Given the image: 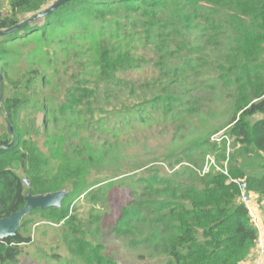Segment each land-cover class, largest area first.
I'll use <instances>...</instances> for the list:
<instances>
[{
    "label": "trees",
    "instance_id": "16d2710c",
    "mask_svg": "<svg viewBox=\"0 0 264 264\" xmlns=\"http://www.w3.org/2000/svg\"><path fill=\"white\" fill-rule=\"evenodd\" d=\"M56 1L11 0L0 13V31L27 22L0 37V218L22 209L28 194L68 196L1 240L0 264H26L42 224L64 228L70 254L45 251L47 263L118 264L93 231H101L97 207L116 187L132 197L112 228L129 248L163 264H245L259 233L236 181L264 201V0H68L29 21ZM50 88L55 110L43 93ZM219 95L235 108L227 129L187 141ZM6 114L17 137L9 149ZM148 132L177 145L143 154ZM228 139L234 182L198 174L207 155L226 160ZM79 201L92 206L88 222Z\"/></svg>",
    "mask_w": 264,
    "mask_h": 264
},
{
    "label": "rangeland",
    "instance_id": "374dc122",
    "mask_svg": "<svg viewBox=\"0 0 264 264\" xmlns=\"http://www.w3.org/2000/svg\"><path fill=\"white\" fill-rule=\"evenodd\" d=\"M11 0H0V13L5 14L9 12ZM153 72L147 69L145 72L140 73V88L146 85L151 79ZM50 101L51 109L55 110L58 106V96L54 93L53 89H46L43 92ZM141 94V92H140ZM217 103L212 105L210 109L208 108L198 119V127L194 129H188L186 131V140H192L199 136L207 135L212 137L215 133L225 131L227 125L234 115V104L233 101L226 98L225 96L219 95L217 97ZM6 121L3 120L2 131L5 133ZM140 146V152L147 154L149 156H156L157 154H164L177 145V142L172 140L170 135H159L155 136L154 133L148 132L147 136ZM230 143L227 147L230 149L229 154L226 152V158L231 161L232 152V142L228 139ZM227 148V149H228ZM46 152V149L43 148ZM219 163V162H218ZM221 165V163H219ZM205 165V162H204ZM203 167L197 168L202 171ZM186 166H180L177 169L183 171ZM27 187L28 184H26ZM132 199L131 193L128 190L121 188H114L108 195L104 204L97 207V212L101 216V231L96 232V226L93 227L95 234V239H100V241L106 244L107 253L118 263V264H163L160 259H151L148 257L145 251L140 249H131L128 245L116 238L112 232L113 224L120 213V209L126 205ZM91 205L84 201H79L76 203V210L79 218L88 222L90 220ZM96 214V211L95 213ZM35 221H39V216L34 217ZM64 228L60 226H51L49 224H42L37 227V230H32L33 243L25 248L26 253L30 256V259H26V264H49L45 258V251L49 254H62L63 256H70L68 249L63 241ZM76 264H82L76 262Z\"/></svg>",
    "mask_w": 264,
    "mask_h": 264
},
{
    "label": "water",
    "instance_id": "95a60500",
    "mask_svg": "<svg viewBox=\"0 0 264 264\" xmlns=\"http://www.w3.org/2000/svg\"><path fill=\"white\" fill-rule=\"evenodd\" d=\"M68 0H57L50 8L46 11L35 15L31 20L33 21L38 18H43L49 13L58 9L61 5L66 3ZM27 23V22H25ZM17 26L7 31H0V37L6 36L12 31L20 30L24 25ZM3 104V76L0 74V106ZM5 121L7 123V127L12 136V142L4 146V149H9L13 147L16 143L17 137L14 131L13 122L8 114L5 115ZM68 196V192L66 190H60L57 192L41 194V195H32L28 194L25 197V206L17 212H14L8 217L0 218V241L4 240L8 237H14L20 229L21 223L23 219L28 216L31 212L40 210H47L48 208H57L60 209L62 206V202Z\"/></svg>",
    "mask_w": 264,
    "mask_h": 264
},
{
    "label": "built area",
    "instance_id": "2783aa9c",
    "mask_svg": "<svg viewBox=\"0 0 264 264\" xmlns=\"http://www.w3.org/2000/svg\"><path fill=\"white\" fill-rule=\"evenodd\" d=\"M221 135L222 133L214 136L211 140L220 142L222 140ZM229 152H230V149L228 148L227 153L229 154ZM211 170H214L217 173L223 174L224 176L228 177V179L234 182L229 172V158H226V160H224V162L220 165L215 155H212V154L207 155L205 159L204 168L202 171H199V173L201 175H205L209 173ZM23 183L25 186L26 184H28L29 186L28 180H24ZM236 183L240 190V202L245 204L246 209L249 212L250 218H252L253 225L255 226V228L257 229L259 233V240H258L257 246H259L260 251L263 252V249H264V238L262 235L263 230L261 229V226H260V216L255 213L256 211L255 202L257 201V197L248 192V184L246 181L244 180L236 181Z\"/></svg>",
    "mask_w": 264,
    "mask_h": 264
},
{
    "label": "crops",
    "instance_id": "0c3cea01",
    "mask_svg": "<svg viewBox=\"0 0 264 264\" xmlns=\"http://www.w3.org/2000/svg\"><path fill=\"white\" fill-rule=\"evenodd\" d=\"M258 205V206H257ZM255 213L260 216V226L263 230V238H264V201L259 202L258 200L255 202ZM245 264H264V249L263 252L260 251V247L256 246L253 250L250 258Z\"/></svg>",
    "mask_w": 264,
    "mask_h": 264
}]
</instances>
